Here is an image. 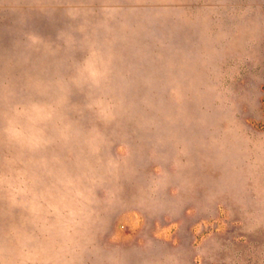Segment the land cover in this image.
Instances as JSON below:
<instances>
[{
  "label": "rangeland",
  "instance_id": "1",
  "mask_svg": "<svg viewBox=\"0 0 264 264\" xmlns=\"http://www.w3.org/2000/svg\"><path fill=\"white\" fill-rule=\"evenodd\" d=\"M102 3L85 0L95 12L89 17L93 22L100 18ZM114 6L122 11L113 27L119 30L120 22L128 24L117 51L124 66L138 72L130 77L125 93L133 119L124 127L127 142L134 150L136 174L121 182L111 206H102L94 228L95 243L132 253L131 264H138L134 254L142 245H150L158 256L178 253L180 264H264V219L259 223L253 219L264 217V203L252 179L249 151L253 143L264 140V0H115ZM164 8L169 9L168 13L154 18ZM80 22L69 21L64 8L46 16L33 0H0V84L8 83L20 93L29 75H44L40 54L25 47V33L35 32L59 43L58 32ZM205 23L213 37L223 34L227 39L206 45ZM205 52L211 57L207 65ZM68 55L79 60L83 53L73 51ZM64 56L61 51L55 59ZM52 59L47 61L49 76L55 71ZM66 68L61 69L65 75L69 74ZM209 73L224 83L234 101L228 118L239 132L229 145L230 166L225 170L213 164L215 153L210 147H196L191 155L193 167L185 170L193 187L182 191L178 198L172 196L169 187L149 199L141 189L148 187L156 167L151 153L175 156L169 132L177 126L171 120L181 116L182 108L188 115H199L195 93L185 90L189 83L199 86L207 82ZM173 78L183 91L182 103L172 96L176 87ZM145 79L151 83H145ZM72 102H84L75 90ZM87 117L85 113L81 121L85 126ZM73 118H77L75 114ZM179 127L180 135L191 139L192 132L184 127L182 119ZM197 135L208 143L210 133L197 131ZM111 151L117 154L115 148ZM163 166L171 172L169 163ZM257 175L264 187V166ZM224 177L228 178V186L220 193L217 185ZM210 191L217 193L212 199ZM98 195L103 198L102 192ZM11 222V217H0V229L6 230ZM84 264L94 261L86 255Z\"/></svg>",
  "mask_w": 264,
  "mask_h": 264
},
{
  "label": "clouds",
  "instance_id": "2",
  "mask_svg": "<svg viewBox=\"0 0 264 264\" xmlns=\"http://www.w3.org/2000/svg\"><path fill=\"white\" fill-rule=\"evenodd\" d=\"M33 3L46 16L64 8L69 21L81 22L59 31V43L35 32L25 33V47L40 54L44 75H29L20 93L8 83L0 84V217L12 218L6 230L0 229V264H84L86 255L94 264H131L132 253L101 247L94 241L102 206H111L121 182L136 174L134 150L127 142L124 127L133 119L132 105L126 103L125 93L130 77L138 72L124 66L116 47L125 39L128 24L120 22L119 30L113 27L122 11L114 6L115 0H103L100 18L95 22L89 19L95 12L85 0ZM168 11L164 8L154 18ZM181 16L187 19L186 14ZM203 19L207 21L208 17ZM205 32L206 45L227 39L223 34L213 37L207 23ZM61 51L65 56L55 59ZM73 51L83 53L82 58L68 55ZM49 58L55 65L50 76ZM24 59L27 62L28 57ZM210 59L205 52L204 64ZM65 65L67 75L61 71ZM172 82L176 84L172 96L182 103L185 97L181 86L175 78ZM145 83H151L150 79ZM74 90L83 97V104L72 102ZM185 91L195 93L199 115H188L182 108L181 116L171 120L177 126L169 132L175 156L151 153L156 167L148 187L141 189L149 199L169 187L172 196L178 198L182 191L193 187L185 170L193 167L191 155L196 147H210L215 153L213 164L225 170L230 166L229 145L239 129L228 118L234 103L229 89L209 73L207 82L199 86L189 83ZM85 113L87 126L81 123ZM181 119L184 127L191 130V139L180 135ZM138 127L143 129L144 125ZM197 131L210 133L207 144ZM113 148L116 155L112 154ZM249 151L252 179L264 203V187L257 175L264 166V140L253 143ZM164 163L170 164L171 172ZM227 186L228 178L224 177L217 188L222 193ZM216 194L210 191L209 199ZM253 219L259 223L264 217ZM134 258L138 264H180L178 253L158 256L150 245H142Z\"/></svg>",
  "mask_w": 264,
  "mask_h": 264
}]
</instances>
